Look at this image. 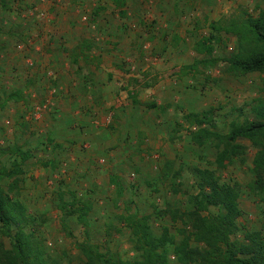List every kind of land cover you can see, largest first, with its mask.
<instances>
[{"label":"rangeland","instance_id":"rangeland-1","mask_svg":"<svg viewBox=\"0 0 264 264\" xmlns=\"http://www.w3.org/2000/svg\"><path fill=\"white\" fill-rule=\"evenodd\" d=\"M261 4L0 0V167L14 159L21 165L9 194L34 218L29 229L44 257L83 264L79 244L90 243L133 259L134 214L150 217L152 233L167 227L181 238L172 214L198 193L192 167H215L217 141L203 130L225 134L231 123L253 118L251 105L263 93L264 73L226 70L235 35L214 31L221 41L213 44L212 64L198 43L212 23L256 15ZM194 114L211 124L192 122ZM238 142L244 161L234 158L216 173L238 185L239 223L259 228L264 202L246 186L256 148ZM59 195L91 203L86 225L63 214ZM0 240L10 247L7 237ZM168 246V264H177Z\"/></svg>","mask_w":264,"mask_h":264},{"label":"trees","instance_id":"trees-1","mask_svg":"<svg viewBox=\"0 0 264 264\" xmlns=\"http://www.w3.org/2000/svg\"><path fill=\"white\" fill-rule=\"evenodd\" d=\"M113 1L119 7L125 4V0ZM211 28L213 32L198 43V50L211 56L207 62L212 64L217 60L212 56L213 44L220 42L221 38L214 31H224L237 38L236 51L223 59L226 70L241 74L264 73V0L256 15L245 12L240 20L231 19L222 25L214 22ZM262 84L263 93L254 98L250 108L253 118L231 123L225 134L203 130L206 136L217 141L213 158L215 167H192L198 193L189 197L186 209L176 207V214H172L181 221L182 226L176 229L181 238L174 240L167 227H163L160 234L152 233L150 217L134 214L128 219V226L135 236L134 249L138 252L135 258L114 257L112 253H101L97 245L81 243L79 247L86 259L83 264H168L169 244L177 264H264V218L259 228L239 223L242 211L238 185L220 181L216 173L218 168L225 167L234 158L244 161L245 146L238 139H248L256 152L250 167L251 178L246 186L255 198L264 202V79ZM133 102L138 103L135 98ZM154 106V103L150 104V107ZM202 116L194 114L192 122L201 124L209 121L211 124L210 119L202 120L205 115ZM16 160L10 168L0 167V234L10 241V247L6 248L0 240V264H57V261L43 256L29 229L34 218L18 198L9 194L16 187L17 174L21 172V165ZM5 179L9 181L3 184ZM111 181L117 184L121 193L122 188L116 178ZM63 198L59 195L58 206L63 214H72L80 224L86 225L91 203H79L74 196L69 200ZM210 207L215 211H210ZM239 232H242L241 239L237 236Z\"/></svg>","mask_w":264,"mask_h":264},{"label":"crops","instance_id":"crops-1","mask_svg":"<svg viewBox=\"0 0 264 264\" xmlns=\"http://www.w3.org/2000/svg\"><path fill=\"white\" fill-rule=\"evenodd\" d=\"M167 90V89H166Z\"/></svg>","mask_w":264,"mask_h":264}]
</instances>
